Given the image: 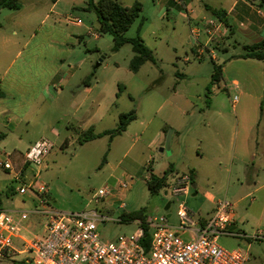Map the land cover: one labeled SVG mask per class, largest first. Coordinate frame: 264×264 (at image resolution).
Instances as JSON below:
<instances>
[{"label":"crops","instance_id":"crops-1","mask_svg":"<svg viewBox=\"0 0 264 264\" xmlns=\"http://www.w3.org/2000/svg\"><path fill=\"white\" fill-rule=\"evenodd\" d=\"M18 1L21 5L18 10L0 12V134L5 135L0 143L20 127L26 128L27 136L32 129L39 128L37 137L51 136L63 146L72 135L80 139L90 129L97 134L105 132V128L99 127L119 117L111 114L117 95H110L97 80L92 83V57L81 52L82 44L87 45V37L94 36L98 42L103 38L96 15L81 9L87 0ZM118 1L127 7L137 1L145 7L151 1L160 20L177 12L196 39L203 36L204 44L195 46L198 60L207 53L215 62V49L225 54L221 60V80L215 84L229 93L232 110L230 104H218V91L212 92V86H207L211 92L206 96V108L202 109L204 120L197 128L198 148L192 163L200 158L220 167L222 161L226 164L225 197H211L214 204L211 215L217 203L225 198L235 208V230L244 232L239 224L254 216L264 228V61L235 58L244 54V46L264 41V0ZM208 8L223 11L228 25ZM210 21L218 25L217 29L211 28L213 35L207 33ZM103 63L101 60L99 66ZM236 96L238 100L234 102ZM178 112L190 116L188 111ZM192 126L185 124L189 131L194 129ZM168 127L174 130L176 127L169 118ZM173 133L166 171H172V182L189 174L191 194L196 191L199 172L192 164L183 167L180 141L177 139L174 144ZM156 136L147 148L161 142V136ZM33 141L31 138L29 143L33 145L38 140ZM146 159L153 172L154 156L147 153ZM3 172L13 180L11 174L0 169V174ZM0 187L2 193L11 194V187L4 188L2 184ZM35 210L36 205L29 221L34 230L43 222L39 223L40 215ZM15 264L27 263L21 258Z\"/></svg>","mask_w":264,"mask_h":264},{"label":"rangeland","instance_id":"rangeland-1","mask_svg":"<svg viewBox=\"0 0 264 264\" xmlns=\"http://www.w3.org/2000/svg\"><path fill=\"white\" fill-rule=\"evenodd\" d=\"M199 6L204 7L203 4ZM155 12L150 1L145 5L141 18L125 33L128 38L140 36L154 54L155 62L144 63L138 72L130 69L131 61L135 57L132 46L127 44L119 51H114V39L111 35H103L100 42L94 36L89 38L90 41L87 37V45L81 46V52L92 57V83L95 84L97 80L106 86L110 95H117L111 114L117 119L123 113L134 111L137 118L129 124L125 132L112 139L108 135L92 142L80 143V139L72 135L70 141L63 146L61 141L51 136L43 137L52 142L54 148L41 167L31 165L28 170L29 180L37 177L38 182L46 184L47 200L54 210L74 214L96 211L99 216L108 218L109 220L98 222L99 233L104 242H116L120 237L139 233L140 226L137 222H118L124 212L144 210L148 216L171 215L170 223L176 225L179 202L186 203L196 218L209 219L214 207L211 197H225L224 161L221 167L218 163L200 158H195L192 163L198 148L197 128L204 120L201 113L206 108L207 86L212 83L211 58L214 57L205 53L201 60L196 58L195 46L204 44L201 41L203 36L200 40L196 39L195 34L185 24L186 20L176 15L177 12L170 13L169 19L163 20ZM143 17L146 20L139 34L138 27ZM224 55L215 49V62L222 65ZM187 58L190 59L189 63L185 62ZM101 60L103 65L97 67ZM230 89L233 94V86ZM213 91H218L217 103L230 104L232 110L229 93L219 89L215 83L212 85ZM179 110L188 111L190 116L182 115ZM119 117L117 121L110 119L99 129H116ZM168 118L176 125V131L168 127ZM187 122L193 125V130L186 129ZM39 132V128L32 129L27 136L26 128L20 127L14 135L0 143V151L21 164L32 146L29 143L31 138L34 141L43 139L37 137ZM172 133L174 144L177 139L180 141L179 158L183 167L192 164V168L199 172L196 195L192 192L189 196L175 197L170 186L158 194H152L148 188L150 174L155 172L163 175L168 168V155L171 153L168 149V137ZM158 134L161 142L147 148ZM147 153L154 156L153 172L146 159ZM123 181L131 184L123 200L126 204L125 211L119 208L120 201L111 196L95 202L94 196L99 189L109 187L116 190ZM1 184L4 188L6 185L11 187V194L7 196L0 189V209L31 211L37 204L38 196L34 192L21 195L17 191L19 184L4 172L0 174ZM169 202L171 207L166 210ZM243 210L244 214L245 209ZM38 221L42 222L43 218L40 216ZM242 222L239 227L249 239L233 240L222 237L220 244L227 249L240 248L245 251L248 255L245 264H264V228L256 216L245 218ZM259 230L263 235L261 239H255L254 237L260 236ZM35 232L42 234L43 228L38 226ZM19 259L21 257H16V260ZM16 260H2L0 264H15Z\"/></svg>","mask_w":264,"mask_h":264},{"label":"built area","instance_id":"built-area-1","mask_svg":"<svg viewBox=\"0 0 264 264\" xmlns=\"http://www.w3.org/2000/svg\"><path fill=\"white\" fill-rule=\"evenodd\" d=\"M214 27L218 28L217 22L210 21L207 33L213 35ZM237 100L234 97V102ZM53 148V143L43 138L28 149L21 164L0 153V169L13 176L21 195L32 191L38 196L35 213L43 218V232L38 234L29 223L34 212L0 209V261L16 260V257L32 264H245L248 261L242 249H227L220 244L222 237L249 239L244 232L234 229L235 208L227 199L217 203L209 219L196 218L186 203L179 202L178 224L170 223L171 216L147 215L144 221H137L139 233L120 237L116 242L102 241L98 222L108 218L96 211L78 214L56 211L47 200L46 184L38 182L37 177L29 180L30 166L41 167ZM130 188L129 181L121 182L116 190L101 188L94 196L95 202L111 196L120 201L119 208L125 211L123 200ZM170 189L175 197L188 196L191 176L174 180ZM118 222H124L122 217ZM258 234L255 239H261L263 233ZM146 239L149 241L145 247Z\"/></svg>","mask_w":264,"mask_h":264},{"label":"trees","instance_id":"trees-1","mask_svg":"<svg viewBox=\"0 0 264 264\" xmlns=\"http://www.w3.org/2000/svg\"><path fill=\"white\" fill-rule=\"evenodd\" d=\"M21 7L18 0H0V12L3 9L18 10ZM82 10L93 12L100 24V33L102 35H111L114 39V51H119L123 46L129 44L135 53V57L131 61L130 69L133 72H138L140 67L148 62H155L154 54L143 42L140 36L136 38H128L125 33L130 27L142 16L144 6L141 2L137 1L132 6H124L118 0H87L85 7ZM212 15L219 18L225 24L228 25V21L225 17V13L221 10L208 8ZM145 18L141 19L138 27V33L140 34L145 24ZM138 34V35H139ZM235 58L253 59L257 61H264V41L244 46V54L236 56ZM213 63L212 83H217L221 80L222 65ZM121 89V86H119ZM211 90L208 89L207 97H209ZM137 118L136 113L131 111L129 113H123L119 117V125L116 129L105 131L103 133H95L93 129L84 132L80 137V143H87L104 136H110L112 139L115 136L121 135L126 131L129 124ZM5 138L4 134H0V141ZM105 162V160H104ZM172 171H166L162 176L151 174L149 181L147 182L148 188L152 194H158L160 191L166 190L172 182ZM11 193V190L9 191ZM167 193V192H166ZM147 214L144 210H139L131 213L124 212L122 219L125 223L144 221ZM146 237H149V231L146 229ZM149 239L144 241V246L148 244Z\"/></svg>","mask_w":264,"mask_h":264},{"label":"water","instance_id":"water-1","mask_svg":"<svg viewBox=\"0 0 264 264\" xmlns=\"http://www.w3.org/2000/svg\"><path fill=\"white\" fill-rule=\"evenodd\" d=\"M99 65H100V63L97 66H99ZM169 142H170V135L168 137V149H170V143ZM161 152H163V149H161ZM170 207H171V203L169 202L168 205L166 206V210H169Z\"/></svg>","mask_w":264,"mask_h":264}]
</instances>
